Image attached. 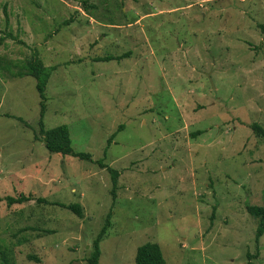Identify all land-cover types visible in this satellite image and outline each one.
I'll return each mask as SVG.
<instances>
[{
  "label": "rangeland",
  "instance_id": "1",
  "mask_svg": "<svg viewBox=\"0 0 264 264\" xmlns=\"http://www.w3.org/2000/svg\"><path fill=\"white\" fill-rule=\"evenodd\" d=\"M81 1L0 0L8 264H86L108 211L98 264H133L145 241L164 264H247L255 252L264 264L245 210L264 205V142L249 127L264 128V0ZM32 54L52 67L43 128L65 124L91 160L40 141L35 80L12 76ZM97 159L117 172L113 198Z\"/></svg>",
  "mask_w": 264,
  "mask_h": 264
},
{
  "label": "trees",
  "instance_id": "2",
  "mask_svg": "<svg viewBox=\"0 0 264 264\" xmlns=\"http://www.w3.org/2000/svg\"><path fill=\"white\" fill-rule=\"evenodd\" d=\"M87 1L88 0L81 1L84 9L89 6L87 4ZM111 58L112 57L105 56L102 58H97L96 60H108ZM51 70L52 67L44 66L41 63L40 59L36 55L32 54L29 57V59H27L24 62L21 70L16 71L15 73L12 74V76L28 75L33 77L35 80L34 87L38 96V105H39L37 131L40 134L39 139L42 142L44 148L51 153H59L61 155H70L79 159L91 160L89 153L74 152L71 149L68 129L65 124H60L47 129L43 128L42 116L44 113V101H45L44 87ZM17 119L20 120V118ZM121 127H122L121 125H118L116 130L121 129ZM249 127L253 131V133L258 137H260L264 142V128L255 122L250 123ZM115 131H113L106 139V145L111 141V138L114 136ZM197 133L199 132L195 131L194 133H192V136H194ZM96 163L100 167H106V170L110 173V181H111L110 193L113 198L114 188L116 185L117 172L116 170L110 168L109 166H105L100 159H97ZM24 200H27V197L22 194H19L16 197L6 196L7 204H10L12 202L20 203ZM53 203L60 207L68 209L69 211H71L72 213H74L79 217L82 214L81 208L77 203H67V204L61 202H53ZM245 210L250 216L256 219V226L254 230V241L257 242L258 237L264 232V205L246 204ZM109 216H110V211H108L107 214L105 215L103 224L101 225L100 229L98 230L95 237L91 241V250L85 259L86 264H98L97 259L100 253L98 244L100 238L105 232V229L109 225ZM255 256H256V252L254 254L246 253L247 264H255L250 261V259L254 258ZM0 262L1 264H8V257L5 249H0ZM133 264H164V260L158 244L155 242L145 241L140 245H138L135 248Z\"/></svg>",
  "mask_w": 264,
  "mask_h": 264
}]
</instances>
